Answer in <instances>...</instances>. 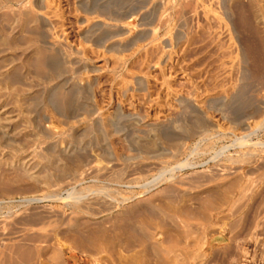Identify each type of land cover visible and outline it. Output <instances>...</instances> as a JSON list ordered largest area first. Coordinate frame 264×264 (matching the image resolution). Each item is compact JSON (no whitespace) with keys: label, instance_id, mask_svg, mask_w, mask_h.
Segmentation results:
<instances>
[{"label":"rangeland","instance_id":"obj_1","mask_svg":"<svg viewBox=\"0 0 264 264\" xmlns=\"http://www.w3.org/2000/svg\"><path fill=\"white\" fill-rule=\"evenodd\" d=\"M0 264H264V0H0Z\"/></svg>","mask_w":264,"mask_h":264},{"label":"bare ground","instance_id":"obj_2","mask_svg":"<svg viewBox=\"0 0 264 264\" xmlns=\"http://www.w3.org/2000/svg\"><path fill=\"white\" fill-rule=\"evenodd\" d=\"M107 1V0H106ZM154 3V2H153ZM93 13V12H92ZM38 18V17H37ZM39 20H40V22H41V24L44 26L45 25V23H44V18H43V16L42 15H39ZM93 21V20H92ZM95 21V23H94V25H97V24H101V22H99V20H94ZM40 24V23H39ZM40 24V26H42ZM93 25V26H94ZM107 26V28H108V26H111V25H109V24H107L106 22L105 23H103L102 22V24L100 25V26ZM112 27V26H111ZM111 29V28H110ZM116 35V34H115ZM110 36V35H109ZM113 36V35H112ZM114 42H116V41H114ZM54 54H55V52H54ZM50 55H52V54H50ZM45 58V57H44ZM62 58V57H61ZM59 56L57 55V54H55V55H52L51 57H46L45 59H43L42 60V63H44V65L45 64H48L49 66H51V71H57L58 70V68L60 67V63H59ZM68 59V58H67ZM70 64V63H69ZM67 65V64H66ZM46 66V65H45ZM48 67V66H47ZM63 72V71H62ZM57 74L54 72V76H56ZM60 77V76H59ZM51 80H52V78H51ZM62 83V82H61ZM87 84V83H86ZM52 89L54 90H52L53 92H54V94L55 95H57V94H59V96H60V103H61V105H62V109H63V113H61L60 114V116H62V118H63V123H70V121H71V119H74V117L75 116H73V115H71V113L70 112H68L67 110H70V108H71V103H72V95L70 94V92L69 91H63L64 89H62V91H61V89H60V92H58V87L56 86V85H53V87H52ZM70 90V89H69ZM77 90V89H76ZM79 90V89H78ZM45 91V90H44ZM51 91V92H52ZM242 91V90H241ZM51 92H48V93H51ZM52 92V93H53ZM72 93V92H71ZM45 94V93H44ZM82 94V93H81ZM77 95V94H76ZM53 96V95H52ZM75 96V95H74ZM59 99V98H58ZM56 100V99H55ZM46 101V100H45ZM58 101V100H57ZM49 102V101H48ZM243 102V101H242ZM57 103H59V102H57ZM59 103V104H60ZM232 105H234V104H232ZM239 105V104H238ZM241 105V104H240ZM246 105V104H245ZM234 108H236V107H234ZM60 110H61V108H60ZM74 110V109H73ZM119 115V114H118ZM124 115H122V117H123ZM133 116V115H132ZM120 116H118V118H119ZM122 117H120V118H122ZM113 118V117H112ZM114 118H116L115 116H114ZM113 118V119H114ZM120 118H119V120H120ZM135 118V117H134ZM134 118H132V120L134 119ZM130 119V118H129ZM128 119V120H129ZM136 119V118H135ZM76 120H78V119H76ZM115 120H117V119H115ZM118 120V121H119ZM135 121H137V119L135 120ZM134 121V122H135ZM171 121V120H170ZM113 123V122H112ZM119 124L118 122H114V124ZM94 124H95V126H97L101 131H102V129H103V127L105 126V125H107V123L105 124L104 122H102L99 118H96L95 120H94ZM94 124H92V125H94ZM116 124V125H117ZM130 124H132V123H130ZM133 124H135V123H133ZM132 124V125H133ZM110 125H112L113 126V124H111L110 123ZM161 125H163V124H161ZM90 124H87L85 127L87 128V127H89L90 128ZM108 126V125H107ZM119 126V125H118ZM118 126H114V128H118L119 129V127ZM149 126V127H148ZM147 127L150 129V128H155V127H152V124L151 125H148ZM154 126V125H153ZM146 127V128H147ZM157 127V126H156ZM159 127H160V125H159ZM147 128V129H148ZM107 128H105V130H106ZM121 129V128H120ZM119 129V130H120ZM148 129V130H149ZM119 130H117V129H112V130H110V132H112V133H115V135H117L116 133H118V131ZM122 130V129H121ZM150 130H152V129H150ZM43 131H44V133L46 134V135H49V133L46 131V129H43ZM84 131V130H83ZM75 132H77V131H75ZM120 133V132H119ZM79 134V133H78ZM103 134H105V133H103ZM74 135V134H73ZM76 135L77 134H75L73 137H76ZM81 135V134H80ZM111 135V134H110ZM110 135H109V137H110ZM119 135V134H118ZM112 136H114V135H112ZM69 137V136H68ZM120 137V136H119ZM139 137L137 136V138L136 137H134V139H136V141H137V139H138ZM70 139H72V137L70 138ZM140 139V138H139ZM135 141V140H134ZM135 141V142H136ZM139 141V140H138ZM137 141V142H138ZM59 144V143H58ZM72 144V143H71Z\"/></svg>","mask_w":264,"mask_h":264}]
</instances>
